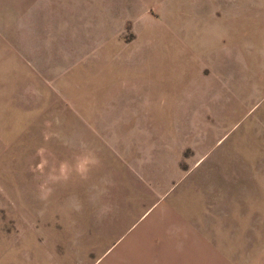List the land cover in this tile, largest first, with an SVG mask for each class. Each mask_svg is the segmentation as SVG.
Returning a JSON list of instances; mask_svg holds the SVG:
<instances>
[{
	"label": "rangeland",
	"instance_id": "obj_1",
	"mask_svg": "<svg viewBox=\"0 0 264 264\" xmlns=\"http://www.w3.org/2000/svg\"><path fill=\"white\" fill-rule=\"evenodd\" d=\"M64 16L0 86V264H264V0Z\"/></svg>",
	"mask_w": 264,
	"mask_h": 264
},
{
	"label": "crops",
	"instance_id": "obj_2",
	"mask_svg": "<svg viewBox=\"0 0 264 264\" xmlns=\"http://www.w3.org/2000/svg\"><path fill=\"white\" fill-rule=\"evenodd\" d=\"M65 4L66 0H0V86H33L36 83L34 70L50 69L49 64L33 65V61L40 58V47L35 46L34 40L40 42L43 31L35 22L52 18L57 19V26L60 27V19L65 18ZM17 92L12 95L9 90L3 97L14 101L23 112L18 115L23 117L32 112L33 105L27 104L28 94L18 96ZM76 130L75 127L74 133ZM44 132L49 133L48 127L45 131L44 126L38 131L30 130L32 134ZM39 144L45 151L43 137Z\"/></svg>",
	"mask_w": 264,
	"mask_h": 264
}]
</instances>
